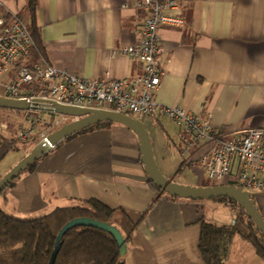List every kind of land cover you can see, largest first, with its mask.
<instances>
[{
    "label": "crops",
    "instance_id": "crops-1",
    "mask_svg": "<svg viewBox=\"0 0 264 264\" xmlns=\"http://www.w3.org/2000/svg\"><path fill=\"white\" fill-rule=\"evenodd\" d=\"M25 5V0H0L4 15L27 26ZM163 13L180 23L158 28L162 75L155 102L200 118L209 113L216 133L264 128V0H176V7ZM147 14L141 0H37L35 21L51 66L88 79L130 83L142 73L141 65L118 50L137 44ZM142 118L153 131L157 122H165L164 158L175 159L179 148L170 142L183 131L176 134L168 122L173 121L159 114ZM178 158L181 170L201 169L191 153ZM16 162L10 160L0 173ZM8 187L0 208L10 215L38 218L89 200L114 210L115 218L125 211L138 224L126 241L124 264H204L198 248L200 221L225 225L208 220L199 202L154 190L136 135L117 123L61 141ZM255 196L264 218V196ZM251 256L232 242L225 264H264Z\"/></svg>",
    "mask_w": 264,
    "mask_h": 264
},
{
    "label": "built area",
    "instance_id": "built-area-1",
    "mask_svg": "<svg viewBox=\"0 0 264 264\" xmlns=\"http://www.w3.org/2000/svg\"><path fill=\"white\" fill-rule=\"evenodd\" d=\"M141 7L148 14L137 32L140 40L118 50L124 57L137 59L141 65L142 73L130 83L107 77L88 79L44 62L17 68V64L29 57L32 39L20 19L9 18L0 10V76L14 70L3 89L9 98L22 99L30 105L29 109L20 111L17 138L21 141L35 135L43 138L48 132H37L38 129L59 125L58 122L52 124L42 114L48 113L44 108L50 102L141 117L159 114L183 130L180 136L182 155L191 153L192 160L198 161L213 185L231 184L230 177L236 175L238 182L233 185L250 192L252 197L264 194V128L231 135L216 133L209 113L200 118L182 108L160 106L155 102L162 75L157 62L161 50L158 28L161 24L180 22L163 13L175 8L176 0H141ZM0 128L6 129L7 124H0Z\"/></svg>",
    "mask_w": 264,
    "mask_h": 264
},
{
    "label": "trees",
    "instance_id": "trees-1",
    "mask_svg": "<svg viewBox=\"0 0 264 264\" xmlns=\"http://www.w3.org/2000/svg\"><path fill=\"white\" fill-rule=\"evenodd\" d=\"M25 3L28 16L26 27L33 45L27 63L17 64V68L32 67L33 64L41 62L48 63L35 21L37 0H25ZM112 124L106 121L96 123L72 136L94 129L108 128ZM60 126L51 128L48 134ZM34 139H36L35 143L40 140L37 136ZM1 143L0 128V146ZM37 161L24 172L32 171ZM13 181L9 186L13 184ZM149 184L154 190L161 192L151 181ZM213 200L230 206L236 212V216L232 219L233 225H218L205 219L200 221L198 248L204 264H225L235 237L247 242L257 257L264 262V238L244 210L226 198ZM75 218L91 219L114 226L125 241L130 239L138 224L133 222L123 210H119L118 217L115 218V211L97 200L81 201L73 207L57 208L34 219H18L0 208V264H48L60 229ZM53 264H124V260L123 256L119 255L116 241L110 234L96 228L76 226L62 235Z\"/></svg>",
    "mask_w": 264,
    "mask_h": 264
},
{
    "label": "water",
    "instance_id": "water-1",
    "mask_svg": "<svg viewBox=\"0 0 264 264\" xmlns=\"http://www.w3.org/2000/svg\"><path fill=\"white\" fill-rule=\"evenodd\" d=\"M0 108L26 110L30 108V105L28 102L22 99L0 97ZM44 109L50 115L56 114L64 117H71L73 120L69 123L61 125L58 129L37 141L34 147L20 161H18L11 169H9L8 172L1 176L0 194L33 162L46 155L61 141L88 126L106 121L121 124L130 129L136 135L140 150V161L143 165L144 172L146 173L149 181L159 188L161 192H164L171 197L188 199L192 201L210 200L214 198L229 199L244 210L246 216L251 219L256 229L264 238V219L255 205L254 199L251 198L252 195L250 192L242 190L240 187L233 184L205 186L182 185L165 177L154 160L151 141L146 124L140 119L134 118L127 114L116 113L102 109L75 108L66 105H59L55 102H50V105H46ZM76 226L96 228L110 234L116 241L119 255H125L126 241L116 227L91 219L75 218L67 222L60 229L48 264L54 263L62 235L69 229Z\"/></svg>",
    "mask_w": 264,
    "mask_h": 264
},
{
    "label": "rangeland",
    "instance_id": "rangeland-1",
    "mask_svg": "<svg viewBox=\"0 0 264 264\" xmlns=\"http://www.w3.org/2000/svg\"><path fill=\"white\" fill-rule=\"evenodd\" d=\"M9 79H11V78L10 77L8 78L7 75L0 77V97H8L6 95V93L4 92L3 86H4V84H6V82L9 81ZM17 111H19V112H17ZM17 111L13 110V109H8V108H0V124H2V123L7 124L6 129H1L2 143L0 146V171L3 167L5 168V165L10 160H12V161L14 160L17 162L20 161L25 156V153H28L36 144L35 143L36 139H34V138H31V139L26 140V141H21L17 138L18 133H19V128H18L19 125L18 124H20V122H21V114H20L21 110H17ZM42 114L44 115V117L46 119L50 120V122L52 124L54 122H58L59 125H63L65 123H69L70 121L73 120V118H71V117H64V116H60V115H56V114L54 115V117H52L51 115L49 116L48 113H46V112L42 113ZM131 116L134 118L143 119L141 116L136 115V114H131ZM168 122H170L172 124V127H173L174 131L176 132V134L178 132L183 131L174 122L173 123L171 121H168ZM164 124H165V122L163 124L161 122H157L158 127H156L157 128L156 131L151 130L150 127L147 130H148L150 141L152 140L151 146H152V152H153L154 160H155L157 166H159L161 172L165 175V177L172 180L173 182H176V183L182 184V185H190V186H205V185H211V184L213 185V183L211 181L207 180L206 177L204 176V174H202V171L200 172L201 169H199V171L197 173L194 172V169L191 166L181 170L180 166H181L182 160H180L178 158V156L181 155V142H180L179 137L176 136L174 144H172V141L170 142V144L173 146L174 149H175V146L176 147L178 146L179 150L176 148V158H178L180 161L176 158L175 159L164 158L165 156L167 157V155H168L166 148H165V143H166L165 130L167 128ZM168 134L170 135V132H168ZM12 136H14L13 140H12ZM170 137H171V135H170ZM178 138H179V140H178ZM39 139H42V138L39 137ZM174 154H175V151H174ZM174 162H175V164H173ZM162 163H164V164L169 163V165H167L165 167ZM13 166H11V167H13ZM11 167L9 169H11ZM164 169H165V171L168 170L169 172H164L163 171ZM1 173H4V172H1ZM1 173H0V175H1ZM16 179L17 178H15V180ZM199 179H200V183L197 182ZM229 181H231L232 183H237L238 177L236 175H232L230 177ZM8 188L9 187H7L4 190L3 194H0V207H1V205H3L2 195L5 194V192ZM254 193H256V192L252 191V194H254ZM262 195L264 196V194H262ZM255 198H256V196H253L254 201H255ZM196 202H199V203L205 205V211H206V215H207L206 217L210 221L212 220V221L220 222V224L229 225V224H231L232 219L236 216V212H234L230 206H228L224 203L218 202L216 200H213V199L197 200ZM10 204L12 205L13 203H10ZM255 205L258 208L256 201H255ZM5 211L9 212V210H7L6 208H5ZM259 212H260V210H259ZM12 214L14 215V217H16L18 219H34L32 216H29L26 214H21V213H17V212H12ZM233 246H236L237 248L243 250V253L245 254V256L248 253V258L252 257L251 254H253L254 256L257 257V255L255 254L252 247L247 242H245L244 240H242L239 237L234 238Z\"/></svg>",
    "mask_w": 264,
    "mask_h": 264
}]
</instances>
